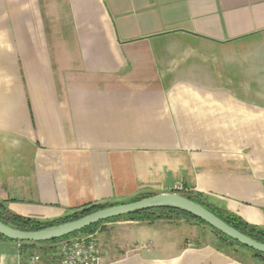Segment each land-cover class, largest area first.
<instances>
[{
	"label": "crops",
	"instance_id": "obj_1",
	"mask_svg": "<svg viewBox=\"0 0 264 264\" xmlns=\"http://www.w3.org/2000/svg\"><path fill=\"white\" fill-rule=\"evenodd\" d=\"M182 187L264 228V0H0L9 210ZM122 220L98 233L104 264H245L175 221ZM46 247L0 240V264H61Z\"/></svg>",
	"mask_w": 264,
	"mask_h": 264
},
{
	"label": "trees",
	"instance_id": "obj_2",
	"mask_svg": "<svg viewBox=\"0 0 264 264\" xmlns=\"http://www.w3.org/2000/svg\"><path fill=\"white\" fill-rule=\"evenodd\" d=\"M172 193H178L181 194L196 203H199L203 205L205 208L213 212L215 215L220 217L222 220H224L226 223H228L230 226L234 227L235 229L239 230L240 232L246 234L247 236L264 243V228L253 225L242 219L237 214L232 213L229 211L226 207L221 206L220 204L213 201L209 196L200 193V192H193L190 190H187L186 188L178 189L173 191ZM156 193H143L140 195H137L133 197L128 202H134L138 201L142 198L150 197ZM119 203H96V204H87L84 205L78 209H75L72 213L67 214L61 218L53 219V220H39L34 219L26 216H21L19 214L13 213L9 210L7 206L6 201L0 200V221L3 223L23 231H38L47 227H51L54 225H58L67 221H72L75 219H79L83 216H86L90 213H93L97 210L109 207L111 205H116ZM184 219L186 221H193L196 224H201L210 229V234L213 235L215 241H214V247L226 255L230 256L231 258L245 263L247 261H252L256 264H264V254L261 252H258L256 250H253L251 248H248L236 240L226 236L225 234L221 233L220 231L216 230L206 222L202 221L201 219L183 212L181 210L172 209V208H154L146 211L137 212L131 215L126 216H120L117 218H112L106 221L99 222L97 224H94L88 228H85L79 232H76L74 234H71L69 236L63 237H72L76 235H87V234H96L98 231L104 230V224L107 222L127 219V220H133V221H140V222H146V223H153L159 220H165V221H175V219ZM56 239L53 241H46V242H29V241H15L19 242L22 247L29 246V245H35V244H46L47 247L45 248L48 252L54 251L52 250L49 245L51 243L61 240ZM0 240H10L3 235L0 234ZM14 241V240H11Z\"/></svg>",
	"mask_w": 264,
	"mask_h": 264
},
{
	"label": "water",
	"instance_id": "obj_3",
	"mask_svg": "<svg viewBox=\"0 0 264 264\" xmlns=\"http://www.w3.org/2000/svg\"><path fill=\"white\" fill-rule=\"evenodd\" d=\"M154 208H172L189 213L240 244L264 254V243L230 226L203 205L181 194L172 192L158 193L138 201L111 205L79 219L67 221L38 231H23L0 221V234L14 241H29L35 243L53 241L79 232L102 221Z\"/></svg>",
	"mask_w": 264,
	"mask_h": 264
},
{
	"label": "built area",
	"instance_id": "obj_4",
	"mask_svg": "<svg viewBox=\"0 0 264 264\" xmlns=\"http://www.w3.org/2000/svg\"><path fill=\"white\" fill-rule=\"evenodd\" d=\"M180 189H183L180 188ZM96 234L63 238L49 245L59 256L61 264H104ZM40 258L34 257L35 261Z\"/></svg>",
	"mask_w": 264,
	"mask_h": 264
},
{
	"label": "rangeland",
	"instance_id": "obj_5",
	"mask_svg": "<svg viewBox=\"0 0 264 264\" xmlns=\"http://www.w3.org/2000/svg\"><path fill=\"white\" fill-rule=\"evenodd\" d=\"M122 221H128L127 219H123ZM175 222L177 223L176 226H180V230H183V232L186 233V235L189 237V238H192L194 233L200 235L199 236V239L200 241L202 242H205L208 238H210V240H212V237L213 235L210 234V229L204 225H201V224H196L195 222L193 221H186L184 219H175ZM119 226H122V225H118ZM124 226V225H123ZM178 228V227H177ZM101 231H98V233H100ZM98 233H97V240L99 242V238L98 237ZM120 238V236H119ZM214 238V237H213ZM120 243V242H118ZM192 243L196 244L198 242H193Z\"/></svg>",
	"mask_w": 264,
	"mask_h": 264
}]
</instances>
